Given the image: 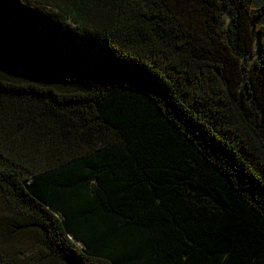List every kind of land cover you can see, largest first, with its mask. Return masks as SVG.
Returning a JSON list of instances; mask_svg holds the SVG:
<instances>
[{
    "label": "trees",
    "instance_id": "obj_1",
    "mask_svg": "<svg viewBox=\"0 0 264 264\" xmlns=\"http://www.w3.org/2000/svg\"><path fill=\"white\" fill-rule=\"evenodd\" d=\"M0 264H264V0H0Z\"/></svg>",
    "mask_w": 264,
    "mask_h": 264
}]
</instances>
